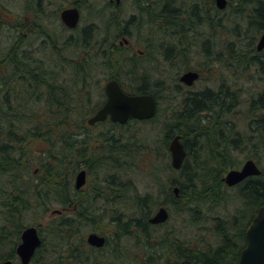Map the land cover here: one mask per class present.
I'll return each mask as SVG.
<instances>
[{
    "label": "trees",
    "instance_id": "1",
    "mask_svg": "<svg viewBox=\"0 0 264 264\" xmlns=\"http://www.w3.org/2000/svg\"><path fill=\"white\" fill-rule=\"evenodd\" d=\"M22 1L25 13L0 1V263L19 262L22 231L36 225L42 244L30 264H237L264 204V49L256 47L264 0H234L248 24L231 32L230 110L227 90L198 93L180 81L183 71L228 60L210 46L217 30L194 33L198 24L193 13L183 16V0H132L130 15L110 0ZM67 1L88 11L82 26L62 23ZM213 20L198 21L223 25ZM198 52L205 59L196 64ZM164 65L176 70L171 80ZM238 70L261 84L248 92L244 115ZM109 78L127 92L153 94L158 110L146 120L111 121L114 128L93 136L88 119L105 102ZM170 92L176 103L164 109ZM177 133L187 150L179 169L169 149ZM247 144L262 172L231 196L224 176L241 166L237 155ZM81 169L98 174L89 190L75 187ZM162 205L169 219L150 223ZM232 205L234 213L221 212ZM207 220L215 225L207 228ZM91 231L106 236L103 247L88 244Z\"/></svg>",
    "mask_w": 264,
    "mask_h": 264
},
{
    "label": "water",
    "instance_id": "2",
    "mask_svg": "<svg viewBox=\"0 0 264 264\" xmlns=\"http://www.w3.org/2000/svg\"><path fill=\"white\" fill-rule=\"evenodd\" d=\"M120 3L121 0H111ZM220 7H224L226 0H217ZM81 10L76 5L64 7L60 11L61 21L69 28L78 26L81 20ZM257 49H264V33L257 42ZM199 77L197 70L190 69L184 71L180 80L192 85ZM106 99L103 105L96 110L88 119L89 124L97 121H104L110 118L112 121L124 124L130 119H149L155 116L158 103L155 96L151 93H129L124 90L116 78L108 79L104 84ZM181 134H175L169 143L171 152V162L174 168L179 169L187 155ZM262 172L260 166L253 158L246 159L240 168L230 169L224 176L227 185L233 186L251 175H258ZM87 181V170L81 169L75 177V187L82 188ZM179 187H174V192L179 194ZM170 216V212L165 205L158 207L149 222L159 224L165 222ZM87 242L96 247H102L106 243V236L96 231L88 233ZM42 244V238L36 225H28L22 231L21 241L17 245L16 251L20 258L19 264H30L36 250ZM0 264H16L12 259H6ZM148 264H160L157 261ZM237 264H264V204L260 206L256 216L253 218L247 233L246 244L240 250Z\"/></svg>",
    "mask_w": 264,
    "mask_h": 264
},
{
    "label": "rangeland",
    "instance_id": "3",
    "mask_svg": "<svg viewBox=\"0 0 264 264\" xmlns=\"http://www.w3.org/2000/svg\"><path fill=\"white\" fill-rule=\"evenodd\" d=\"M0 1L5 2L12 10H14L16 12L17 11H20L22 13H25V11H26V10L24 11L25 8L23 6V1L22 0H0ZM231 2H232V6H233V4L236 1L231 0ZM68 5L70 6V5H73V4L72 3H68V1H67L63 7L68 6ZM133 5L134 4L132 3V0H124L123 7H122L123 8V11L125 13H127V14L130 15L131 13H133V12L136 11V8H134ZM53 6H54V9L57 7V5H53ZM238 6H239V3L235 4L233 7L230 8V15L229 14H226L227 12L224 13V14H220V15L226 17L227 19H223L222 18V19H218L217 20V21H220V22L221 21L224 22V26L218 27L217 35L214 37V41L213 42L217 43V46L219 45V47H214L215 49H218V50L225 49L226 48V42H228V41H234V38H232V37H236V36H232L231 32H234V29L237 28L235 26L241 25V29L243 31H245V28L247 27V24H248L246 20H248V18H245L244 16H241V15L236 14L234 12V10L236 9V7H238ZM243 7L245 8L246 11L251 8L250 5L247 6L248 9L245 6H243ZM81 13H82V15H81V21H80L79 27L82 26L85 23L86 19H88V14H89L88 11L85 10V9H82L81 10ZM228 13H229V11H228ZM246 14H248V13H246ZM220 15H219V17H220ZM226 15H229L230 17H228ZM242 30H241V32L243 33ZM5 33H6V31H5ZM260 35H261V33L258 35V37ZM204 38H206V36H204ZM237 38H243L244 41H246L245 40V38H246L245 35L238 36ZM120 40H122V37L120 38ZM230 47H231V45H230ZM219 56H220V58H222V59L225 60L228 57V53L225 50L224 51L222 50V51H220V55ZM204 59H205L204 58V55L201 54L200 52H198L197 54H194L193 55L192 61L199 60L198 62H196V64H199L200 62H203ZM228 61L229 60H227L225 62H222V61L221 62H217V64H214L213 65L214 68L211 69L210 74L207 72V74L211 76V78H212L211 80H214L216 82H218V81H220L222 79L223 80H227L226 78L228 77V68H227ZM162 71L164 72V74L166 75V77L168 79H170V80L172 78V75H173V77H175L177 75L176 70H173L170 66H167V65H164L162 67ZM157 72L160 73L159 70H157L156 73ZM238 72H239L238 73L239 74L238 75L239 76L238 86H240L242 88V90H244L243 93H242V97L243 98H242V104L240 106V115H244V113H245L244 110H246L247 102H248V100H247L248 95H249L248 92L249 93L255 92L256 90L259 89V87L261 86V84L258 82V79L248 80L249 79L248 76L247 77L246 76H243V75L240 76V74H242V71L241 70H238ZM180 75H181V73H180ZM230 79H231L230 84H232L233 83V79L235 80V78L232 79V68H230ZM104 84H105V82H104ZM213 86H214V84H213ZM200 87H201V83L199 81H197L194 85L190 86L189 88H191L193 90H198ZM245 90H248V91L245 92ZM166 93H167V91H165V94ZM167 95H168V97H165L163 99L164 109L165 108L168 109L169 103L170 104H173L176 101L174 93L170 92ZM112 122H111V120L110 121L106 120L103 123H101V122L96 123L95 125H92L89 128V133L91 135H93V136H96L101 131H104L107 128H114L115 125ZM114 123H116V122H114ZM116 125H119V124H116ZM116 127L118 129H121L120 126H116ZM243 147H244V149H242V151H239V153L237 155L238 156V159L242 163L246 159L249 158L248 155H250L252 152H254V150H252V145L251 144L244 145ZM97 179H98V174H96L95 172L93 174H90L88 176V181L84 185L83 188L89 190V188H91V186L95 183V180H97ZM74 183H75V180H74ZM235 186H231V188L229 189V192H230V195L231 196H233V195L235 196L236 192H238V190H237V188ZM229 208L228 209H222L221 208V212L224 215L225 214L230 215V214L234 213V210H235L234 205L230 206ZM55 212H56V210H54L53 213L50 212L48 216H51V215L55 214ZM46 219H48L47 216H46V218L44 220H46ZM207 221L208 222H203L202 223L207 228H209L211 225H215V223L213 222V220H207ZM185 229H187L189 231V233H193L196 230L195 227H189V228H185ZM198 231H200V229H198ZM159 261H160V263L163 262L162 259L161 260L159 259ZM17 263H19V262H17Z\"/></svg>",
    "mask_w": 264,
    "mask_h": 264
},
{
    "label": "flooded vegetation",
    "instance_id": "4",
    "mask_svg": "<svg viewBox=\"0 0 264 264\" xmlns=\"http://www.w3.org/2000/svg\"><path fill=\"white\" fill-rule=\"evenodd\" d=\"M184 2L181 5V12L183 13V16L186 17L187 12L188 13H193L192 17L193 18H197L200 17L202 15H207L209 17H211L212 19L217 18L220 14H229L230 15V8L233 7L235 4H237L236 2L233 4L232 6V2L231 0H226V4L224 7H220L217 3V0H183ZM124 2V0H121L120 3H117V5H121ZM229 11V13H228ZM229 15H226L228 17H230ZM222 16V15H221ZM224 17V16H222ZM225 19H227L225 17ZM204 25V26H203ZM187 27H185L186 29ZM213 27H210L209 22H205L200 24L199 26H196V28H194V33H200V34H205V33H214L215 30H212ZM200 44L201 47L204 46L203 42H198ZM211 47H219V45L217 46V43L212 42V44L210 45ZM214 66H212V68L208 67L207 65H203L201 64L198 68L197 71L199 73V77L197 79V81H199L201 83V87L197 90L198 93H203L205 91V89H207L210 92H214V93H223L224 94V90L226 91V95L229 98V110H230V55H229V63H228V77L226 78L227 80H220L218 82L211 80V76L207 74V72L210 74L211 69H213ZM196 81V82H197ZM212 81V82H211ZM222 81V82H221ZM214 86H213V84ZM222 84H225L224 88H220V86H222ZM208 112L206 110L200 111V119L203 121L205 119V117L207 116ZM229 126H230V112H229ZM90 174L87 172V181H88V176ZM86 181V183H87ZM92 246V245H91ZM95 247V246H94Z\"/></svg>",
    "mask_w": 264,
    "mask_h": 264
},
{
    "label": "bare ground",
    "instance_id": "5",
    "mask_svg": "<svg viewBox=\"0 0 264 264\" xmlns=\"http://www.w3.org/2000/svg\"><path fill=\"white\" fill-rule=\"evenodd\" d=\"M202 17V16H201ZM225 19V17H222L221 15H220V17L218 16L217 18H215L213 21L215 22V23H217V25H218V22L219 21H217L218 19ZM196 21H197V24H198V26L200 25V24H202V23H199V17H197L196 19H195ZM221 23H223V25L222 26H224V22H222L221 21ZM210 24V23H209ZM204 26V25H203ZM211 27V26H210ZM219 27H221V26H219ZM227 29V28H226ZM212 30H217V32H218V26H217V28H214L213 27V29ZM205 34H207V33H205ZM229 49H230V41H228V42H226V48L224 49L226 52H228V55H229ZM227 59L229 60V57H227ZM228 63H229V61H228ZM177 134H179V133H177Z\"/></svg>",
    "mask_w": 264,
    "mask_h": 264
}]
</instances>
